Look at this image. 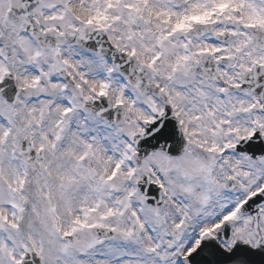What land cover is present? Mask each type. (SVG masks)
<instances>
[{"label": "snow or ice", "instance_id": "1", "mask_svg": "<svg viewBox=\"0 0 264 264\" xmlns=\"http://www.w3.org/2000/svg\"><path fill=\"white\" fill-rule=\"evenodd\" d=\"M0 264H264V0H0Z\"/></svg>", "mask_w": 264, "mask_h": 264}]
</instances>
